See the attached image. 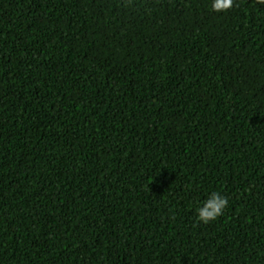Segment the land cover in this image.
<instances>
[{"label":"trees","instance_id":"1","mask_svg":"<svg viewBox=\"0 0 264 264\" xmlns=\"http://www.w3.org/2000/svg\"><path fill=\"white\" fill-rule=\"evenodd\" d=\"M212 4L0 0V264H264V3Z\"/></svg>","mask_w":264,"mask_h":264},{"label":"clouds","instance_id":"2","mask_svg":"<svg viewBox=\"0 0 264 264\" xmlns=\"http://www.w3.org/2000/svg\"><path fill=\"white\" fill-rule=\"evenodd\" d=\"M258 3H264V0H258ZM232 0H213V10L217 12L226 11L231 7ZM228 201L218 192H212L203 202L202 206L196 209V219L198 222L208 224L215 221L227 207Z\"/></svg>","mask_w":264,"mask_h":264}]
</instances>
